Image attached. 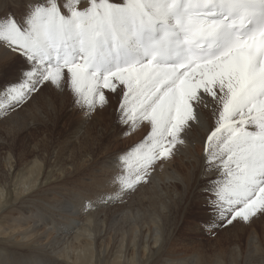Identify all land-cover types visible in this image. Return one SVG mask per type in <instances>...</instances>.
Segmentation results:
<instances>
[{
	"label": "snow or ice",
	"instance_id": "snow-or-ice-1",
	"mask_svg": "<svg viewBox=\"0 0 264 264\" xmlns=\"http://www.w3.org/2000/svg\"><path fill=\"white\" fill-rule=\"evenodd\" d=\"M0 47V119L45 89L57 93L50 109L67 92L90 118L111 103L107 90L120 94L122 135L149 126L118 154V192L102 203L187 147L210 97L201 176L213 218L201 230L264 217V0H23L0 16Z\"/></svg>",
	"mask_w": 264,
	"mask_h": 264
},
{
	"label": "rangeland",
	"instance_id": "rangeland-1",
	"mask_svg": "<svg viewBox=\"0 0 264 264\" xmlns=\"http://www.w3.org/2000/svg\"><path fill=\"white\" fill-rule=\"evenodd\" d=\"M13 1L14 0H7V5H9L10 10H12L11 9L12 6H13L12 8L17 6V4H15V1L18 2L20 0H15L14 3ZM20 4H21L20 6L21 10H23V0L19 2V5ZM10 13H14V12L11 11ZM14 59L17 65L22 63V61H20L18 58H14ZM105 92H106V95H108L111 103L107 107L103 108L102 110H95L90 118L86 115L85 110H82L80 108H75L72 106V103H71L72 97L67 92H65L67 95L66 94L63 95L64 97L65 96L66 97L65 98L63 97L64 99L61 97L60 101L55 103V107L50 109L48 106L47 100L50 97L51 99H53V101H56L57 93L54 90L49 91L48 89H45L44 92L42 93L43 95L41 94L37 98L36 102L26 106L23 111H19L18 114L9 113L8 119H0V136L6 140L5 146H11V145L12 147L15 146L13 147L12 151L8 149L9 147L3 148L0 150V169L1 171L5 172L4 175H0V179H1L0 183L5 188L12 190L13 199H14V202H16L14 203V206L16 205L15 207H18V209L20 208L19 210H23L22 205L24 203L29 204L30 202H33L34 203L33 208L24 207L25 208L23 210L24 214L28 210H30L29 211L30 213L38 212L40 215L45 216L44 217L45 220L47 217V221H51L49 220V218L51 217V215H54L53 212H55L49 208L48 204L56 205L61 200H65L66 202L69 203V205L73 204L72 209L67 208V211H71V212L77 211L78 215L76 217L80 218L79 219L80 224L79 226L75 227L73 233L70 234L71 238H72V235H74V233L76 232V230H78L77 228L82 226L83 218L85 219L89 215L93 214L94 220L99 222V226L96 224L97 227L96 226L93 227L94 228L93 233H94L95 239L93 241L88 240V237L85 236L81 239L80 244H77L76 246L78 247V249L79 247L86 249L85 250L86 253L92 252L94 259H95L94 261L96 264H115L117 261H119L118 259L119 256L123 254L126 255L127 257L131 256V253L133 251V247H132L133 245H129L128 243L127 251L125 247L122 248V244H120V242H118V240L114 237L115 236L113 234L114 225L112 224V218L109 214H112L114 211L117 212V209H123V208H124L123 210H125L124 213H127L129 205L127 207L126 205L129 203L128 202L129 199L132 196L139 193L138 189L140 188V186L142 187L143 185H145L147 187V183H140L137 186L135 192L131 194L130 196H127V195L124 196L122 201L113 200L112 202H109V203H102L101 197L104 194H110V195L117 194L118 187H117V184L114 178L121 170V164L118 161V154H121L123 149L129 148L130 146H133L136 143H138L140 140H142L144 136L147 134L149 128H147V124H145V125L140 126L137 131H134L129 135H122L121 128L118 127L117 125V115L118 114L116 111L119 100H120V94L119 93L112 94L108 92L107 90H105ZM0 103L7 104L8 101H0ZM50 113L51 114L54 113V114L50 115ZM49 117L51 118V120ZM209 122H210V127L214 126L213 118L212 119L210 118ZM199 137H200V134L197 132L193 134L192 139H191L193 142L192 147H193L194 154L198 158H200L199 157L200 153L204 152V141L202 143L201 142L197 143ZM85 138L89 140V143L90 142L95 143L93 144V147H90L92 149L90 148L86 149L85 146L82 143H80ZM0 142H1V139H0ZM201 147H203L202 151H200ZM106 149L108 150L106 151ZM100 154H102L103 156ZM68 157H71V158H68ZM88 159H90V162ZM183 160H184V163L186 162L188 164L187 171L183 172L184 175L188 172L192 173L193 176L191 179L193 182H195L196 180V182L192 183L191 181V183L197 184V181H198V185L194 186L192 190L190 189L191 187H189V190H187V185L185 183H182V185H180L179 188H177L179 191L177 197L182 196L184 198L183 201L181 202V204L183 203L182 204L183 207L180 210V213H178L177 215H173V211L168 212L170 216V221L168 225L166 226V232L168 233L167 237L171 238L173 241V233L176 234L177 236V241L175 242L177 250H175V253L177 255H180V257L182 256V262L179 261L178 262L179 264H190L188 262H190L193 258L189 256L191 255L193 256L196 254L197 255L201 254L199 255L201 259L210 261L207 264H213L215 260L218 258V254L220 253V250H219L220 248L217 247L216 243L218 239H220L221 237L220 235L223 233V229L226 230L228 229V227L226 229L225 228L215 229L213 231V234L211 235L201 230V228L205 224L211 223L212 218H213L212 213L209 209V205L206 204L205 202L207 199V196H204L205 191L203 188L205 180L200 175L201 170L199 169L198 162L195 161L194 158L189 159L185 157L183 158ZM8 162L12 163V167H11L12 169H10ZM67 163H70V165ZM42 165L44 166L43 168H42ZM87 165L89 166V168ZM161 165H162V162H157L154 170L160 168ZM76 166L78 168H76ZM25 170L28 173L25 172ZM58 170H59V173H58ZM62 170L63 171L66 170V172L64 171L66 174L63 173ZM69 172H71V174ZM51 174L54 175V177L51 178V182L50 180L45 182L47 180V176L49 177ZM61 175H64V176H61ZM64 178L66 179L64 180ZM40 180L42 181L40 182ZM7 182L9 184H6ZM23 185L27 187V189L24 188ZM167 186L169 187L167 188L168 190L170 189V187L173 188L169 184H167ZM14 187L18 188V190H16ZM55 187L56 189L58 188L59 189L56 190ZM41 188L43 189L41 190ZM25 189L26 191H24ZM48 189L49 190L51 189V191H48ZM47 193H49V195ZM199 195L200 197H198ZM30 196L32 198H30ZM33 196L35 197V199H33ZM38 198H40V200H38ZM52 199H54L55 201ZM19 200H20V203L22 204L19 203ZM48 200L50 203L48 202ZM192 200H195V201H192ZM4 207L6 208L7 205H5ZM37 209L38 211H36ZM183 212L184 213L186 212V213L184 214ZM12 213H13L12 215H16V216H21L23 214V213L20 214L17 211L16 212L12 211ZM46 213H47V216H46ZM188 213L190 214L189 216H188ZM64 217L65 218L63 220H60V222L58 220V224H59L58 226H66L65 224L68 222L66 220H69V218H71V216H69L66 213H64ZM118 218H120V216ZM174 222L175 223L177 222V223L175 224ZM176 225H177V228L175 227ZM48 226L49 225H47L46 228H48ZM199 226L200 228H198ZM109 229H111V231ZM176 229L177 231H174ZM247 235L248 233L243 238L244 243L246 242ZM102 236H103V239H102ZM229 236H230L229 243L225 244L224 247L226 249L222 250L224 251L223 258L228 256V253L231 250L229 248H232L234 243L236 242L232 235H229ZM182 238L184 239V241ZM204 239H206V241ZM199 240L201 243L199 242ZM180 241L183 244H181ZM62 243L55 244L53 248L56 250V252L60 251L64 247L65 244L64 242ZM187 244L188 246H186ZM190 246H192L193 248ZM172 247L173 246H171V248ZM194 247L195 248L197 247L199 249L197 248L195 249ZM87 248L91 252H89ZM184 248H186L187 250ZM39 249L41 248L40 247H36V248L35 247L34 248L14 247L13 248V246H8L7 250L0 249L1 250L0 253H4L7 255L12 254V255L9 258H5L4 261H0V263L3 262L4 264H51L49 260V258H51L50 254L47 251H46L47 253L45 251L38 252ZM108 249L110 250L109 253H108ZM111 250L114 253H112ZM166 250H168V248H164L163 250H160V251H158L157 249H154L153 253L152 252L148 253L149 257L147 256L146 259H150V260L148 261V263H145V264H160L161 261L154 260L156 257H160V258L162 257L161 259L166 258V255L169 257H172L173 253H170V252H173V248L172 250H168V251ZM93 251L95 252V254ZM186 252L188 253L186 254ZM108 254L109 255L111 254L110 255L111 257ZM60 255H58L56 258L59 257L60 259L61 258ZM168 263L173 264V261L172 260L167 261V262H164L163 264H168Z\"/></svg>",
	"mask_w": 264,
	"mask_h": 264
},
{
	"label": "bare ground",
	"instance_id": "bare-ground-1",
	"mask_svg": "<svg viewBox=\"0 0 264 264\" xmlns=\"http://www.w3.org/2000/svg\"><path fill=\"white\" fill-rule=\"evenodd\" d=\"M14 1H13V3H14ZM20 1H18V2L15 1V4H17V6L14 7V8H12L13 7L12 6L11 7L12 10H10L9 5H7V0H0V16H2L6 12L10 13L11 11H13L15 14H17V13L20 14L23 11L20 8L21 4L19 5ZM19 14H17V15H19ZM9 55H11V54H9ZM2 58H5V49L3 47H0V59H2ZM63 97L64 96H62V98ZM66 101H65V103H66ZM206 103H208L209 106H208V108H201V116H200V121L201 122H200V124L199 125H196V124L192 125L190 130H188L185 133L184 139L186 141L187 147H182L180 149V151L175 155V158H173L170 162H167V163L162 162V165L160 166V168L154 170L151 173L150 179L147 182V187L145 185H143L142 187L140 186V188L138 189L139 193L134 195V196H132L129 199V201H128L129 203L126 205V207L129 205L127 213H124L125 210H123L124 209L123 208V209H117V212L114 211L112 214H109L111 216V218H112V224L114 225L113 234L115 236L114 235L113 236L118 240V242H120V244H122V248L125 247L126 251H127L128 243H129V245H133L132 246L133 247V251L131 253V256L127 257L124 254L119 256V257L117 256L119 261H117L115 264H145V263H148V261L150 260V259H146L147 256L149 257L148 253H151V252L153 253L154 249H157L158 251H160V250H163L164 248H168V250H172V248H173V252H170V253H173V256L169 257V256L166 255V258H164V259H161L162 257L161 258L160 257H156L154 260L161 261V263L162 262L164 263V262L172 260L173 264H179L178 263L179 261L182 262V256L180 257V255H177L175 253V250H177L176 249V244H175V242L177 241L176 234L173 233V241H172L171 238L167 237L168 233L166 232V226L168 225V223L170 221V216H169L168 212H172L173 211V215H177L178 213H180V210L183 207L182 206L183 203L181 204V202L183 201L184 198L182 196L181 197H177V195L179 193L177 188H179V186L182 185V183H185L187 185V190H189V187H191L190 189L192 190L194 188V186L198 185V181H197V184H192V183L196 182V180H195V182H193L192 179H191L192 176H193L192 173L188 172V173H186L184 175L183 172L187 171L188 164L186 162L184 163L183 158H185V157H187L189 159L190 158H194L195 161L198 162L199 169L200 170L202 169L203 152L200 153V155H199L200 158L196 157V155L194 154V151H193V147H192V143L193 142H192L191 139H192L193 134L198 132L200 134V137L198 138L197 143H200V142L202 143L204 141V138L206 137V134L208 133V130L210 129V122L209 121H210V118L211 119L213 118V116H212V107H213V105L211 103V98L210 97L206 98ZM52 114H54V113H52ZM52 114L50 113V115H52ZM50 120H51V118H50ZM147 128H149L148 125H147ZM0 139H1L0 150L3 149V148L9 147L8 149L10 151H12L13 147H15V146L12 147V145L11 146H5L6 145V140L3 137H1V136H0ZM80 143H82L85 146L86 149H88L90 147H93V144H95V143H91V142L89 143V140L87 138H85ZM90 149H92V148H90ZM202 149H203V147H201L200 151H202ZM107 150L108 149H106V151ZM100 155H102V154H100ZM68 158H71V157H68ZM61 159H62V157H61ZM36 160H37V158H36ZM88 160L90 162V159H88ZM16 162H17V160H16ZM61 162H62V160H61ZM82 162H83V160H82ZM67 164L70 165V163H67ZM8 165H9L10 169H12L11 168L12 167V163L8 162ZM79 165H80V163H79ZM43 167L44 166L42 165V168ZM53 168H55V167H53ZM76 168H78V167L76 166ZM88 168H89V166H88ZM69 169H70V167H69ZM0 171H1V169H0ZM64 171L66 172V170H64ZM64 171L62 170L63 173H65ZM25 172H27V171L25 170ZM58 173H59V170H58ZM69 173L71 174V172H69ZM4 174H5V172H3V171L0 172V175H4ZM19 174H21V173H19ZM67 174H68V172H67ZM23 176H24V174H23ZM61 176H64V175H61ZM53 177H54L53 174H51L49 177L47 176V180L45 182H47L49 180L51 182V178H53ZM59 177H60V175H59ZM17 178H18V176H17ZM65 179L66 178H64V180ZM9 180H10V178H9ZM41 181L42 180H40V182ZM53 181H54V179H53ZM191 181H192V183H191ZM0 182H1V179H0ZM29 182H30V180H29ZM6 184H9V183L7 182ZM55 184H56V182H55ZM167 184L171 185L173 188L170 187V189L168 190L167 188H169V187L167 186ZM16 187H14V188L16 190H18V188H16ZM61 187H62V185H61ZM24 188L27 189V187H25V186H24ZM26 189L24 191H26ZM42 189L43 188H41V190ZM55 189H56V187H55ZM58 189H56V190H58ZM44 191H45V189H44ZM48 191H51V189L50 190L48 189ZM49 193H47V194L49 195ZM21 194H22V192H21ZM72 195H73V193H72ZM19 196H21V195H19ZM45 196H46V194H45ZM204 196H206V193L204 194ZM198 197H200V195ZM30 198H32V197L30 196ZM33 199H35L34 196H33ZM38 200H40V198H38ZM52 200H54V199H52ZM196 200H198V199H196ZM21 201H22V199H21ZM192 201H195V200H192ZM48 202H49V200H48ZM70 202H71V200H70ZM14 203H16V202H14L12 190L5 188L0 183V249L7 250L8 246H13V248L14 247H20V248H29V247L30 248H34V247L36 248V247H40L41 249H39L38 252H40V251H42V252L45 251L46 252L47 251L50 254L51 258H49V260H50L51 264H96L95 261H94L95 259H94L93 253L88 249L89 247L87 249L91 253H86L85 252L86 249L81 248V247H79V249H78V247L76 246L77 244H80L81 239L83 237H85V236L88 237V240H92L93 241L95 239L94 238V233H93V231H94L93 227H95L96 224L99 226V222L94 220L93 214L89 215L85 219L82 217L83 218L82 226L77 228L78 230H76V232L74 233V235H72V238H71L70 234L73 233L75 227L79 226V224H80L79 223V219L80 218L76 217L78 215L77 211H74V212L67 211V208L72 209V207H73L72 203H71L72 205H69V203L66 202L65 200H61L56 205L48 204L49 208L52 209L53 211H55V212H53L54 215H51V217L49 218V220H51V221H47V217H46V220H45V218H44L45 216L40 215L38 212L30 213L29 212L30 210H28L24 214L23 210L26 207L27 208H33V206H34L33 202H30L29 204L26 203L27 205L24 203L22 205L23 206V210H19L20 208L18 209V207H15L16 205L14 206ZM19 203H20V200H19ZM20 204H22V203H20ZM5 205H7L6 208L4 207ZM191 206H192V204H191ZM2 207H4V208H2ZM184 207H186V206H184ZM12 211H15V212L17 211L18 213H20V214L23 213V214L21 216L12 215L13 214ZM36 211H38V209ZM64 213H66L69 216H71V218H69V220H66V221H68L65 224L66 226H58L59 225L58 224V220L60 222V220H63L65 218L64 217ZM84 214H86V213H84ZM100 215H102V214H100ZM189 215L190 214L188 213V216ZM46 216H47V213H46ZM119 216H120V218H118ZM58 217H60V218H58ZM47 225H49L48 228H46ZM175 227L177 228V225ZM198 228H200V226ZM109 230L111 231V229H109ZM174 231H177V229L174 230ZM247 233H248L247 239H246V242L244 243V239L243 238H244V236ZM229 235H232L236 242L234 243L232 248H229L231 250L228 253V256L223 258L224 251H222V250L226 249L224 247V245L229 243V238H230ZM220 236H221L220 239H218V241L216 243L217 247L220 248L219 249L220 253L218 254V258L215 260V262L213 264H264V217H260L259 219H256L253 223H251V225H244L242 223H236L234 226H230L226 230L223 229V233ZM102 239H103V236H102ZM204 240L206 241V239H204ZM183 241H184V239H183ZM62 242H64V244H65L64 247L60 251L56 252V250L53 247L55 246V244L62 243ZM199 242H200V240H199ZM180 243H181V241H180ZM185 243H186V241H185ZM112 244H114V243H112ZM181 244H183V243H181ZM197 244H198V242H197ZM171 246H173V247L171 248ZM186 246H188V244ZM192 246H190V247H192ZM184 249H186V248H184ZM197 249H199V248H197ZM33 250H35V249H33ZM168 250H166V251H168ZM109 251L110 250L108 249V253H109ZM60 253H61V255H60ZM104 253H105V251H104ZM112 253H114V252L112 251ZM187 253L188 252H186V254ZM94 254H95V252H94ZM11 255L0 253V261H4L5 258H9ZM36 255H37V253H36ZM36 255H34V256H36ZM58 255L61 256L60 259H59V257L56 258ZM199 255H201V254H199ZM199 255H197V254L193 255L194 257L192 255L189 256V257H192L193 259L191 260L192 262L190 261L188 263H190V264H207V263L210 262V261L201 259V257ZM65 261H66V263H65ZM0 264H4V263L2 262Z\"/></svg>",
	"mask_w": 264,
	"mask_h": 264
}]
</instances>
